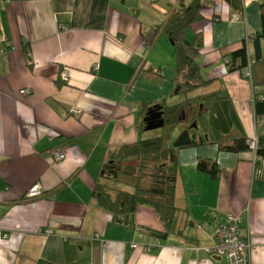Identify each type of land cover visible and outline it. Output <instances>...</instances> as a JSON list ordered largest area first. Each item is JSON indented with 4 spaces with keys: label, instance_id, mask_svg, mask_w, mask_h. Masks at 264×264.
I'll use <instances>...</instances> for the list:
<instances>
[{
    "label": "crops",
    "instance_id": "0c3cea01",
    "mask_svg": "<svg viewBox=\"0 0 264 264\" xmlns=\"http://www.w3.org/2000/svg\"><path fill=\"white\" fill-rule=\"evenodd\" d=\"M191 1L0 0V264H226L207 252L215 243L214 213L219 222L240 218L251 264H264V181L254 178L252 151L180 150L175 204L187 213L180 231L162 239L147 233L165 231L151 208L139 207L137 228L128 229L92 195L108 154L147 138L139 104L174 93L175 50L157 27L172 7ZM260 4L238 16L224 0H201L202 20L185 35L202 33V75L222 76L254 148H264V118L254 114L250 83L225 74L220 48L260 30ZM141 67L160 69L164 81L144 82ZM25 89L31 93L21 94ZM56 151L66 158L56 161ZM198 158L217 161L220 178L197 171ZM35 184L41 192L58 189L30 204H9Z\"/></svg>",
    "mask_w": 264,
    "mask_h": 264
},
{
    "label": "trees",
    "instance_id": "16d2710c",
    "mask_svg": "<svg viewBox=\"0 0 264 264\" xmlns=\"http://www.w3.org/2000/svg\"><path fill=\"white\" fill-rule=\"evenodd\" d=\"M224 1L241 16L244 8L241 0ZM200 6L201 0H192L188 5L179 3L157 27V31L172 41L175 50L176 88L168 97L139 104V111L145 112L158 105L163 113L162 134L114 148L103 163L92 191L97 205L120 227L134 229L136 210L140 206L151 208L165 231L149 229L147 233L159 239L180 231L177 227L180 228L179 224L184 221L180 217L187 213L175 204L180 150L213 145L219 152L235 155L252 151L254 178L264 181V148L251 147L252 141L235 113L222 76L210 80L202 75L197 61L203 47L202 33L189 39L185 36L191 24L202 20ZM259 17L258 32L246 36L236 46H222L220 50H224L225 74L239 73L250 83L254 114L264 118V4L259 6ZM138 76L153 85H160L165 79L158 68L141 67ZM213 81L219 83L217 89H210ZM174 96L180 100L169 104V99ZM144 127L145 123L141 128ZM196 169L212 180L220 178L221 167L215 160L198 158ZM57 189L41 192L35 197L23 195L10 199L9 204H30L52 197ZM214 215L215 230L224 222L217 221ZM207 217L201 221H206ZM191 223L185 221V226ZM39 264L48 263L41 261Z\"/></svg>",
    "mask_w": 264,
    "mask_h": 264
},
{
    "label": "built area",
    "instance_id": "2783aa9c",
    "mask_svg": "<svg viewBox=\"0 0 264 264\" xmlns=\"http://www.w3.org/2000/svg\"><path fill=\"white\" fill-rule=\"evenodd\" d=\"M257 0H241L244 6L256 2ZM68 72L63 70L62 81L67 82ZM24 95H29L30 90H22L20 92ZM252 147V143H251ZM55 159L57 161L66 158V152H55ZM41 193L40 186L35 184L27 192V197H35ZM241 220L238 216L229 214L226 216L224 223L218 224V227L213 231L215 243L207 252L223 257L226 264H251V246L249 240L240 232ZM132 248H137L136 244H132Z\"/></svg>",
    "mask_w": 264,
    "mask_h": 264
},
{
    "label": "water",
    "instance_id": "95a60500",
    "mask_svg": "<svg viewBox=\"0 0 264 264\" xmlns=\"http://www.w3.org/2000/svg\"><path fill=\"white\" fill-rule=\"evenodd\" d=\"M162 115L163 113L158 105H153L148 108L143 119V122L145 123L144 130L150 131L161 128L164 125Z\"/></svg>",
    "mask_w": 264,
    "mask_h": 264
},
{
    "label": "rangeland",
    "instance_id": "374dc122",
    "mask_svg": "<svg viewBox=\"0 0 264 264\" xmlns=\"http://www.w3.org/2000/svg\"><path fill=\"white\" fill-rule=\"evenodd\" d=\"M159 37H161L162 39H165V37L164 36H159ZM189 38V37H188ZM157 42V41H156ZM169 43L171 44V46H172V41H169ZM173 49V48H172ZM172 49H170V50H172ZM173 52V51H172ZM202 73H204L205 75L207 74V71H206V69L205 68H203V72ZM206 78H207V76H206ZM174 97H172V98H170L169 99V101H168V103L169 104H172L173 102H174V99H173ZM162 127L161 128H157V129H154V130H150V131H146L144 134H146L145 135V137H147V138H150V137H154V136H157V135H161L162 134ZM171 143V142H170ZM128 188V187H127ZM140 207H142V206H140ZM145 207H147V206H145ZM149 208V207H148ZM135 249V248H134Z\"/></svg>",
    "mask_w": 264,
    "mask_h": 264
},
{
    "label": "clouds",
    "instance_id": "9594fccd",
    "mask_svg": "<svg viewBox=\"0 0 264 264\" xmlns=\"http://www.w3.org/2000/svg\"><path fill=\"white\" fill-rule=\"evenodd\" d=\"M220 258H223V257H220Z\"/></svg>",
    "mask_w": 264,
    "mask_h": 264
}]
</instances>
